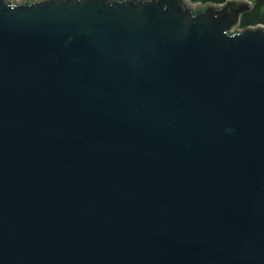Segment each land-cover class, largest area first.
I'll return each mask as SVG.
<instances>
[{
    "label": "water",
    "instance_id": "1",
    "mask_svg": "<svg viewBox=\"0 0 264 264\" xmlns=\"http://www.w3.org/2000/svg\"><path fill=\"white\" fill-rule=\"evenodd\" d=\"M252 4L0 0V264H264Z\"/></svg>",
    "mask_w": 264,
    "mask_h": 264
},
{
    "label": "trees",
    "instance_id": "2",
    "mask_svg": "<svg viewBox=\"0 0 264 264\" xmlns=\"http://www.w3.org/2000/svg\"><path fill=\"white\" fill-rule=\"evenodd\" d=\"M195 4H221L226 0H189ZM252 7L244 12L240 18L237 27L242 29L245 27H254L264 25V0H250Z\"/></svg>",
    "mask_w": 264,
    "mask_h": 264
}]
</instances>
